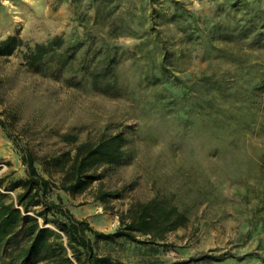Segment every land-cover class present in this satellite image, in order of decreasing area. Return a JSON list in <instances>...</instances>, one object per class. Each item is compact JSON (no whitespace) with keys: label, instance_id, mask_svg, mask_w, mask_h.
<instances>
[{"label":"rangeland","instance_id":"1","mask_svg":"<svg viewBox=\"0 0 264 264\" xmlns=\"http://www.w3.org/2000/svg\"><path fill=\"white\" fill-rule=\"evenodd\" d=\"M0 42L5 201L29 152L54 184L48 197L96 230L113 232L154 196L183 213L154 242L88 233L99 255L264 264V0H0ZM83 142H105L121 161L93 165L99 177L70 193L61 178ZM28 214L42 237L29 222L0 264H71L63 233Z\"/></svg>","mask_w":264,"mask_h":264},{"label":"trees","instance_id":"2","mask_svg":"<svg viewBox=\"0 0 264 264\" xmlns=\"http://www.w3.org/2000/svg\"><path fill=\"white\" fill-rule=\"evenodd\" d=\"M6 49L0 42V55H4ZM4 128L5 124L0 122ZM21 160L26 165L27 177L16 180L10 184V189L20 188L15 200L5 201L4 195L0 193V250L15 245L27 235L28 223L34 228L38 227L35 240L42 237V228L39 227L37 218L28 214L33 211L43 222L52 221L65 236L63 250L69 251V257H64L69 263L74 264H125L109 255H99L94 251V245L88 233L95 240L111 241L116 237H124L130 241H138L137 234L149 235L148 242H154L156 238L162 239L164 234L173 230L183 222V213L172 203H168L165 196H154L144 202H136L128 209L125 218L121 219L120 225L113 232H103L93 228L86 219H78L73 213L60 202H55L48 197L54 184L44 178L34 164L35 157L24 152ZM121 161L120 154L109 144L99 142L80 143L76 153L61 178L60 188L70 193L82 192L96 178L98 174H92L89 169L99 163L117 164ZM113 192H100L96 199L103 201L105 195ZM35 207H38L36 209ZM52 216V217H50ZM40 228V229H39ZM33 233V232H32ZM251 253L234 256L242 259ZM263 258L264 255L256 254ZM222 254H203L200 259L219 260ZM187 261L172 263L184 264Z\"/></svg>","mask_w":264,"mask_h":264}]
</instances>
